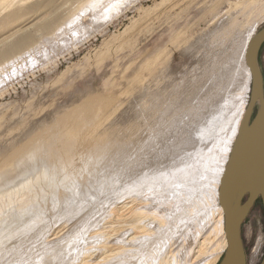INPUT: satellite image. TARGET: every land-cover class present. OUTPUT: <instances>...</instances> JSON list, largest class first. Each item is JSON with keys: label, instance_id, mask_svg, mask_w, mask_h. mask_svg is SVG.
<instances>
[{"label": "rangeland", "instance_id": "374dc122", "mask_svg": "<svg viewBox=\"0 0 264 264\" xmlns=\"http://www.w3.org/2000/svg\"><path fill=\"white\" fill-rule=\"evenodd\" d=\"M47 1L0 0V22L20 16L0 23V48L19 28L34 37L0 59V264H219L215 184L246 96L243 24L252 28L256 8H231L244 0ZM233 17L241 27L229 37L223 27ZM50 19L51 28L38 29ZM262 28L264 19L249 40ZM259 63L264 74V46ZM68 118L97 121L93 144L84 132L70 156H48L45 137ZM134 210L143 211L141 230L129 221ZM205 237L208 252L196 259ZM243 238L248 264H259L261 200Z\"/></svg>", "mask_w": 264, "mask_h": 264}, {"label": "water", "instance_id": "95a60500", "mask_svg": "<svg viewBox=\"0 0 264 264\" xmlns=\"http://www.w3.org/2000/svg\"><path fill=\"white\" fill-rule=\"evenodd\" d=\"M263 46L264 28L246 49L251 96L220 179L218 200L227 247L219 264H248L243 224L259 200L264 207V74L259 63ZM259 264H264V257Z\"/></svg>", "mask_w": 264, "mask_h": 264}, {"label": "bare ground", "instance_id": "6f19581e", "mask_svg": "<svg viewBox=\"0 0 264 264\" xmlns=\"http://www.w3.org/2000/svg\"><path fill=\"white\" fill-rule=\"evenodd\" d=\"M259 1H261V0H259ZM49 3V4H48ZM258 2H252L251 0H244V1H241V2H238V3H235L234 4V7H233V4H231V8H235V6L236 7H240L241 5H243L242 7V13H249L248 11H249V9L250 8H256V12H255V16L257 17V18H255V19H257V20H254V22L255 23H253V26H252V24H251V26H252V28H250V26H249V22L248 21H250V20H248L247 21V23L246 24H243L245 27H246V42H245V47H243V48H245V52H246V49H247V46H248V43L251 41V39L253 38H251L250 40H249V38H250V35L252 34V32L254 31V29H255V27H256V24H257V22H259L260 20H263L264 19V2H260V3H258ZM48 5H51V0H48L47 1V4H46V6H48ZM27 10V8L25 9V11ZM24 10H23V12H25ZM253 11V10H252ZM22 12V14H24ZM28 12V11H27ZM20 13V15H21V12H19ZM250 15V14H249ZM249 15H247V16H249ZM6 17H4V19H1V22L0 23H2L3 21L2 20H4L5 22L4 23H6L7 24V21H9V20H11L12 18L13 19H15V18H20V16H19V14L18 15H15V14H8V15H5ZM26 16V15H25ZM246 16V17H247ZM252 16V15H251ZM250 16V17H251ZM15 17V18H14ZM22 17V16H21ZM252 18V17H251ZM253 18H254V16H253ZM12 19V20H13ZM246 19V18H245ZM17 21V20H16ZM16 21H14V22H16ZM19 21V20H18ZM21 21V20H20ZM253 21V20H252ZM13 22V23H14ZM246 22V21H245ZM244 22V23H245ZM3 23V24H4ZM55 23V20L54 19H50V20H47V21H44V22H41L39 25H37L38 26V29L39 30H47V29H49V28H51V26L53 25ZM226 23V22H225ZM224 23V24H225ZM13 25V24H12ZM220 25H221V22H220ZM240 25V24H239ZM242 25V24H241ZM3 26V25H2ZM5 26V25H4ZM8 26H9V23H8ZM36 26V27H37ZM224 26V25H223ZM1 27V26H0ZM239 27H241V26H239ZM239 27H238V24H237V20H236V18H231L230 19V21L228 22V24H226L224 27H223V33H224V35H227V36H229V37H231L232 35L234 36V33L235 32H237V30H239ZM5 29V28H4ZM20 30H18V31H14V32H16L15 33V37L11 34V38L8 40V41H6L5 43H4V47H2V48H0V59L1 58H3V57H5V56H7L8 54L10 55V54H12L13 52L12 51H14L15 52V50H17V49H19L21 46H23V42H26V41H31V40H33L34 39V37H33V35H31V34H29V33H24V32H21L20 33V31H21V28H19ZM22 29H23V27H22ZM245 29V28H244ZM17 30V29H16ZM235 31V32H234ZM244 31V32H245ZM241 32V31H240ZM238 33H239V31H238ZM220 34V33H219ZM236 34V33H235ZM13 36V37H12ZM223 36V35H222ZM4 38L3 39H5V37H7V38H9V36H3ZM244 37V36H243ZM215 39H217V38H215ZM231 39V38H230ZM1 40V39H0ZM2 41H4V40H2ZM1 41V42H2ZM11 41V42H10ZM235 41V40H234ZM0 42V43H1ZM10 42V43H9ZM25 44V43H24ZM215 44V43H214ZM238 44H239V42H238ZM0 45H3V43L2 44H0ZM244 46V45H243ZM242 48V53L244 52L243 49ZM237 49V48H236ZM241 49V48H240ZM10 52H12V53H10ZM235 52V51H234ZM239 52V51H238ZM241 52V51H240ZM244 52V53H245ZM243 53V54H244ZM8 55V56H9ZM14 55V54H13ZM242 55V54H241ZM245 57V55H242V57ZM241 57V58H242ZM231 59V58H230ZM244 59V58H243ZM244 61V60H243ZM232 62V61H231ZM232 64V63H231ZM242 64H243V62H242ZM243 67V66H242ZM241 70V69H240ZM246 70H247V73H248V78H246V79H248V81H246V83H244V85H245V92H246V96H245V99H244V101H243V103H242V106H241V113L239 114V117L237 118V120L236 119H234V121H233V130H232V140H233V138H236V136L235 135H237V133H238V130H239V128H240V125H241V122H242V119H243V112L246 110L245 109V107L247 106V104H248V94H247V92L249 93L250 91H249V88H250V82H251V73H250V70H249V67L247 66L246 67ZM230 71H231V68H230ZM246 73V74H247ZM241 78V77H240ZM224 81V80H223ZM244 81V80H243ZM216 85V84H215ZM237 86V85H236ZM223 88V87H222ZM251 89V88H250ZM195 95V94H194ZM191 103V102H190ZM233 104V103H232ZM234 104H235V102H234ZM150 109V108H149ZM228 109H230V108H228ZM170 110V109H169ZM232 111V110H231ZM167 113V112H166ZM163 114V113H162ZM167 115V114H166ZM234 115V114H233ZM96 116H98V115H96ZM95 117L93 116L92 118H90L91 120L92 119H94ZM236 118V117H235ZM96 119V118H95ZM226 119V118H225ZM97 120H98V118H97ZM231 121V120H230ZM97 121H94V122H88V125L87 124H85V121L83 122V119L82 118H80V119H76V120H73V118H72V120H70V118H68V119H63V121H62V123L64 124V127H62L61 129H58L57 131H59V133L57 132V135H55V134H48L49 136H46L45 137V143H44V148H45V152L48 154V156H55V157H59L61 154H64L65 156H70L71 154H72V152H74V148H73V146L76 144V142L85 134L84 132H87V133H89L90 134V136L89 137H87L86 139H85V143L86 144H90V143H92L93 144V142H91V140H92V135L93 134H91V131H92V133H94L95 131H96V128H97V123H96ZM228 122V121H227ZM90 123V124H89ZM84 124V125H83ZM230 128V127H229ZM227 130V129H226ZM105 135V134H104ZM102 137V136H101ZM104 137V136H103ZM100 138V137H99ZM103 138H101V140L99 141L100 143H97L95 146H97L98 147V149L99 148H101L100 147V144H105V142L102 140ZM102 142H104V143H102ZM231 142V141H230ZM118 144V143H117ZM228 144V143H227ZM91 145V144H90ZM122 145V144H121ZM51 146L53 147V149H51ZM230 146H228V150L230 149L229 148ZM104 148V147H103ZM105 149V148H104ZM124 149V148H123ZM229 153V152H228ZM64 155H62V156H64ZM227 157V156H226ZM226 157H225V159H224V161H223V164H222V167L220 168V173L218 174V178H217V180H216V187H217V189H216V199H217V201L216 202H218L219 203V200H218V190H219V185H220V179H221V177H222V174H223V172H224V167H225V161H226ZM47 161H49V160H47ZM46 161V162H47ZM16 164H21L20 162H16ZM18 166V165H17ZM20 173V172H19ZM3 174V173H2ZM21 175V174H20ZM9 181V180H8ZM2 186H3V184H2ZM215 191V190H214ZM217 203V204H218ZM219 206V209H218V211H219V223H218V231H219V233H220V235H221V241H220V247H221V249H222V251H224L225 252V249H226V247H227V239H226V235H225V231H224V212H223V209H222V207H221V205H220V203L218 204ZM127 206V205H126ZM145 206V205H144ZM138 209V208H137ZM140 209V208H139ZM164 209V208H163ZM147 214V213H146ZM154 215V217H156L157 218V220L158 221H160V222H163V221H165L164 220V217L163 216H161V214H153ZM142 216H144L143 215V211H138V210H134L133 212H132V214H131V216H130V218H131V220H129L130 222H132L131 224L135 227V228H137V229H139L140 228V230H141V226H139V224H138V222H140V218L142 217ZM165 216V215H164ZM129 218V219H130ZM139 220V221H138ZM169 221V220H168ZM218 222V221H217ZM119 223V222H118ZM141 224V223H140ZM145 225V224H144ZM132 226V227H133ZM151 226V225H150ZM133 227V228H134ZM146 226H143L142 225V229L143 228H145ZM134 228V229H135ZM148 228L149 227H147V230H148ZM136 229V231H139V230H137ZM144 230V229H143ZM146 230V229H145ZM149 230H150V228H149ZM148 230V231H149ZM135 231V230H134ZM152 231V230H151ZM144 232V231H143ZM147 232V231H146ZM150 232V231H149ZM218 233V232H217ZM137 236V235H136ZM131 237V236H130ZM134 237H135V235H134ZM134 237H132V238H134ZM209 237V236H208ZM219 237V236H218ZM108 238V237H107ZM132 238H130V239H132ZM209 238H207V237H205L202 241H200V244H199V246H197L198 247V249L197 250H195L194 252L195 253H197V257L196 256H193L194 258L196 257V259H198V257L200 258L203 254H205L206 252H208L207 251V245H208V240ZM105 240H107V239H105ZM105 240L103 241L104 243H105ZM133 240V239H132ZM101 241V242H102ZM109 241V240H108ZM107 241V242H108ZM131 241V240H130ZM118 243V242H117ZM116 243V246L117 245H119V244H117ZM127 243V242H126ZM125 243V244H126ZM136 242H134V244H135ZM108 244V243H107ZM106 243L104 244V245H107ZM115 244V243H114ZM113 244V245H114ZM121 244H122V242H121ZM122 245V246H119L118 247V249L117 250H119V251H121V253L120 252H118L119 253V255H121L120 256V258L122 259V258H127L126 257V249H127V247H128V243L126 244V245ZM103 245V246H104ZM110 246H112V245H110ZM130 246V245H129ZM135 245H133L132 247H134ZM100 247H102V246H100ZM107 246H105V248H106ZM108 247H109V245H108ZM114 248H115V246H114ZM60 249V248H59ZM107 249V251L109 252V250H108V248H106ZM111 249H112V247H111ZM135 249V248H134ZM115 250H116V248H115ZM129 250V249H128ZM209 250V249H208ZM111 251H113V250H111ZM107 252V253H108ZM116 252V251H115ZM129 252V251H128ZM193 252V251H192ZM117 253V254H118ZM106 254V253H105ZM194 254V253H193ZM109 255H114V252H112V253H110ZM109 255H106V258L105 259H107V260H110L109 258H112L111 256H109ZM109 256V257H108ZM105 257V256H104ZM117 257V256H116ZM118 258V257H117ZM119 258V259H120ZM120 259V260H121ZM195 259V260H196ZM208 259V258H207ZM217 259V258H216ZM104 260V258L102 259V261ZM106 260V261H107ZM86 261V260H85ZM106 261L104 260V262L103 263H106ZM113 261V260H112ZM117 261V260H116ZM167 259H165V257H163V260H161V264H163V263H167ZM209 261V260H208ZM83 262V261H82ZM81 262V263H82ZM94 262V261H93ZM109 262V261H108ZM121 262H124V260L123 261H121ZM196 262V261H195ZM214 262H215V260H210L209 262H204V264H214ZM117 263V262H116ZM181 263V262H180ZM48 264V263H47ZM100 264H101V262H100ZM109 264V263H108ZM159 264H160V262H159ZM200 264V263H199Z\"/></svg>", "mask_w": 264, "mask_h": 264}]
</instances>
